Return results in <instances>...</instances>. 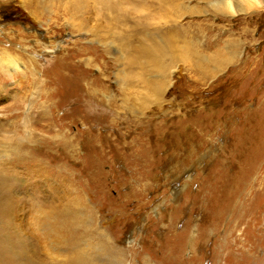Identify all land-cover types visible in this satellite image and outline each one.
<instances>
[{"label":"rangeland","instance_id":"obj_1","mask_svg":"<svg viewBox=\"0 0 264 264\" xmlns=\"http://www.w3.org/2000/svg\"><path fill=\"white\" fill-rule=\"evenodd\" d=\"M239 1L0 0V264H264V3Z\"/></svg>","mask_w":264,"mask_h":264},{"label":"bare ground","instance_id":"obj_2","mask_svg":"<svg viewBox=\"0 0 264 264\" xmlns=\"http://www.w3.org/2000/svg\"><path fill=\"white\" fill-rule=\"evenodd\" d=\"M18 1V0H17ZM206 1V4L208 6H210L212 9H213V12L218 14V15H223L224 17L226 16H234V15H239L240 13L243 14V13H246V7H244V5L242 3H240L239 0H204ZM264 2H262L261 0H254V6L256 8H259L262 6ZM107 4V3H106ZM109 5V4H108ZM107 9V8H106ZM106 11V10H105ZM109 13V11H108ZM109 16H111V14H109ZM224 62L221 61L220 64H223ZM21 69L20 67V63L18 62L17 59H15V57L9 55V54H5L3 55L2 58H0V70L1 71H4L5 73H9L10 75L12 74H16L19 70ZM8 75V74H7ZM7 137V135H6ZM1 138V137H0ZM2 140V139H1ZM20 141V140H19ZM7 146V143H2L0 144V148H2L3 146ZM5 151V150H4ZM245 172V171H244ZM238 176V175H237ZM243 177V176H242ZM245 178V177H244ZM236 183H238L237 180H235ZM12 184V183H11ZM9 185V184H8ZM7 185V186H8ZM12 186V185H11ZM5 188H8V187H5ZM13 190V189H12ZM4 192V191H3ZM2 192V193H3ZM14 192V191H13ZM6 195V193H4ZM8 194V193H7ZM17 194V193H16ZM14 198H15V195H13ZM1 197V196H0ZM13 204H15L14 202H12ZM20 205V204H19ZM8 208V204H4L3 205V208L0 209V218L4 217L6 215L5 212L6 209ZM29 211V210H28ZM33 211V210H32ZM54 211V210H53ZM34 212V211H33ZM35 213V212H34ZM216 214H218V211L215 212ZM33 215V214H32ZM31 216V215H30ZM29 216V218H30ZM34 217V216H33ZM50 217V216H49ZM218 217V216H217ZM36 218L34 219H31L30 220V227H31V232H35L36 229L35 227L37 228L38 226V221L35 220ZM217 219V218H216ZM215 219V221H216ZM218 220V219H217ZM214 221V220H213ZM1 222V221H0ZM25 223V222H24ZM28 225V224H27ZM232 226V225H231ZM11 227V226H10ZM13 227V226H12ZM14 229V228H13ZM38 229V228H37ZM27 230V229H26ZM55 230V229H54ZM53 230V231H54ZM5 232V230H3ZM2 231V232H3ZM23 231V230H22ZM26 232V231H24ZM56 233V231H54ZM6 234V233H5ZM26 234H29V233H26ZM59 235V234H58ZM205 235V234H203ZM27 237V236H26ZM25 240V239H24ZM34 240V239H33ZM2 241V240H0ZM14 241V240H13ZM16 242V241H15ZM1 244V243H0ZM27 244V243H26ZM2 245V244H1ZM0 245V246H1ZM9 246V245H8ZM25 246V245H24ZM12 247V246H11ZM19 247V246H18ZM164 247V252L168 251L169 252V255L172 253V254H176V257L177 255H179L183 249V246H182V243L181 242H176L174 243L173 241L169 242V243H165L163 245ZM3 251V254H0V260L2 257L4 256H7L6 254V250L2 248V250L0 249V252ZM30 255V254H29ZM165 255V254H164ZM28 256V255H27ZM32 256V255H31ZM9 257V256H8ZM13 257V256H12ZM11 257V258H12ZM17 258V257H16ZM29 258V257H28ZM3 260V259H2ZM7 261V260H6ZM11 261V260H10ZM29 261V260H28ZM7 264V263H6Z\"/></svg>","mask_w":264,"mask_h":264}]
</instances>
